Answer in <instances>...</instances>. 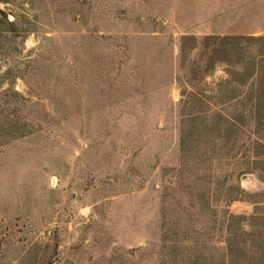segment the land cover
<instances>
[{
    "label": "rangeland",
    "instance_id": "374dc122",
    "mask_svg": "<svg viewBox=\"0 0 264 264\" xmlns=\"http://www.w3.org/2000/svg\"><path fill=\"white\" fill-rule=\"evenodd\" d=\"M0 264H264V0H0Z\"/></svg>",
    "mask_w": 264,
    "mask_h": 264
},
{
    "label": "trees",
    "instance_id": "16d2710c",
    "mask_svg": "<svg viewBox=\"0 0 264 264\" xmlns=\"http://www.w3.org/2000/svg\"><path fill=\"white\" fill-rule=\"evenodd\" d=\"M214 39L216 41L219 42V44H225V45H222L223 47L226 46V43L224 42H227V41H230V40H236V39H239V37H233V36H224V37H214ZM239 218H241V216H234V215H229V219L231 220H239ZM252 218V217H251ZM228 227H229V224H228ZM228 230V229H227ZM229 243H235V241H232V242H229ZM244 243V241H242V244ZM242 250V249H241ZM230 251L232 252V250L230 249ZM239 252V250H238ZM241 254H243V252H240ZM252 262V258H251V261L249 263Z\"/></svg>",
    "mask_w": 264,
    "mask_h": 264
}]
</instances>
